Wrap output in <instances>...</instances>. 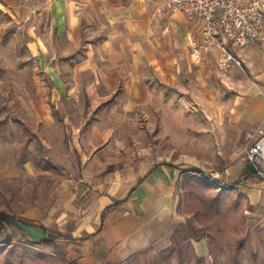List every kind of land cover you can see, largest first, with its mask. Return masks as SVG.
I'll use <instances>...</instances> for the list:
<instances>
[{
  "label": "crops",
  "instance_id": "1",
  "mask_svg": "<svg viewBox=\"0 0 264 264\" xmlns=\"http://www.w3.org/2000/svg\"><path fill=\"white\" fill-rule=\"evenodd\" d=\"M0 13L37 39L53 83L50 108L37 109L49 121L31 132L59 130L57 145L36 137L62 175L51 208L21 219L36 241L77 264L164 249L189 171L243 194L264 226V179L244 160L245 133L264 131V43L224 40L196 60L201 22L162 0H0ZM190 247L215 264L205 237Z\"/></svg>",
  "mask_w": 264,
  "mask_h": 264
},
{
  "label": "rangeland",
  "instance_id": "2",
  "mask_svg": "<svg viewBox=\"0 0 264 264\" xmlns=\"http://www.w3.org/2000/svg\"><path fill=\"white\" fill-rule=\"evenodd\" d=\"M40 53L37 39L0 13V212L19 222L51 208V193L62 175L51 167L60 165L53 159L57 151L45 150L36 137L57 145L59 130H49V139L44 130L31 132L33 123L49 121L37 109L51 104L53 83L38 63ZM52 114L56 119L57 113ZM182 185L179 212L184 221L174 228L170 244L118 264H197L190 238L201 236L208 240L215 264H264V226L252 223L243 194L190 173ZM16 220L2 217L0 264H77L64 261L50 242L36 241L33 229Z\"/></svg>",
  "mask_w": 264,
  "mask_h": 264
},
{
  "label": "built area",
  "instance_id": "3",
  "mask_svg": "<svg viewBox=\"0 0 264 264\" xmlns=\"http://www.w3.org/2000/svg\"><path fill=\"white\" fill-rule=\"evenodd\" d=\"M172 9L201 22V41L191 39L196 60L212 48H224V40L239 48L264 43V0H162ZM225 66L220 64V68ZM244 160L252 162L254 174L264 179V131L249 130L244 135ZM198 175L201 173L189 171Z\"/></svg>",
  "mask_w": 264,
  "mask_h": 264
},
{
  "label": "trees",
  "instance_id": "4",
  "mask_svg": "<svg viewBox=\"0 0 264 264\" xmlns=\"http://www.w3.org/2000/svg\"><path fill=\"white\" fill-rule=\"evenodd\" d=\"M196 170V169H195ZM2 217H8V218H11L12 220H16L13 216H9L7 215L6 213L4 212H0V230L3 228L2 226ZM17 223H21V224H24V226H28L25 222H19L18 220H16ZM38 228L43 232V234L46 236V238H52V234L43 226H38Z\"/></svg>",
  "mask_w": 264,
  "mask_h": 264
},
{
  "label": "water",
  "instance_id": "5",
  "mask_svg": "<svg viewBox=\"0 0 264 264\" xmlns=\"http://www.w3.org/2000/svg\"><path fill=\"white\" fill-rule=\"evenodd\" d=\"M247 168L253 173L256 171L254 164L252 162L247 163Z\"/></svg>",
  "mask_w": 264,
  "mask_h": 264
}]
</instances>
